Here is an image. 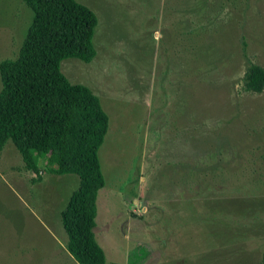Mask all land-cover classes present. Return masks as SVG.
Here are the masks:
<instances>
[{"label": "rangeland", "instance_id": "rangeland-1", "mask_svg": "<svg viewBox=\"0 0 264 264\" xmlns=\"http://www.w3.org/2000/svg\"><path fill=\"white\" fill-rule=\"evenodd\" d=\"M76 1L97 16L96 56L60 71L109 117L93 230L107 262L264 264V89L244 88L264 69V0ZM31 19L0 0V63ZM39 164L34 183L11 142L0 151V264H76L60 213L79 177Z\"/></svg>", "mask_w": 264, "mask_h": 264}, {"label": "trees", "instance_id": "trees-1", "mask_svg": "<svg viewBox=\"0 0 264 264\" xmlns=\"http://www.w3.org/2000/svg\"><path fill=\"white\" fill-rule=\"evenodd\" d=\"M22 1L32 12L30 26L17 56L0 63V151L11 142L24 169L37 176L34 183L41 181L42 159L50 175L78 176L79 186L60 213L66 250L76 264H114L93 231L97 196L105 186L98 153L109 117L88 87L71 84L60 71L63 60L95 58L97 16L76 0ZM189 30V37L204 34ZM244 88L261 93L264 69L251 64Z\"/></svg>", "mask_w": 264, "mask_h": 264}, {"label": "crops", "instance_id": "crops-1", "mask_svg": "<svg viewBox=\"0 0 264 264\" xmlns=\"http://www.w3.org/2000/svg\"><path fill=\"white\" fill-rule=\"evenodd\" d=\"M39 168H41L40 164H39ZM32 175H33V174H32ZM41 180H42V179H41ZM40 182H41V181H40ZM40 182H39V183H40Z\"/></svg>", "mask_w": 264, "mask_h": 264}]
</instances>
